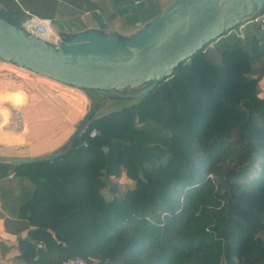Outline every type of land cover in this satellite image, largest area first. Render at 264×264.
<instances>
[{"label":"trees","instance_id":"trees-1","mask_svg":"<svg viewBox=\"0 0 264 264\" xmlns=\"http://www.w3.org/2000/svg\"><path fill=\"white\" fill-rule=\"evenodd\" d=\"M210 43L63 153L0 162L19 264H264V21Z\"/></svg>","mask_w":264,"mask_h":264},{"label":"water","instance_id":"water-1","mask_svg":"<svg viewBox=\"0 0 264 264\" xmlns=\"http://www.w3.org/2000/svg\"><path fill=\"white\" fill-rule=\"evenodd\" d=\"M263 9L264 0H174L131 38L97 28L79 32L55 28L56 42L30 34L24 14L0 9V58L99 93V100L138 98L183 61ZM93 117L86 116L68 146Z\"/></svg>","mask_w":264,"mask_h":264},{"label":"crops","instance_id":"crops-1","mask_svg":"<svg viewBox=\"0 0 264 264\" xmlns=\"http://www.w3.org/2000/svg\"><path fill=\"white\" fill-rule=\"evenodd\" d=\"M172 1L0 0V9L24 15L28 10L49 17L61 31L97 28L131 38ZM254 24L252 29L255 30ZM100 97L99 93L37 76L0 59V162L43 160L62 152L88 114L97 116L121 100L115 97L99 100ZM13 173L12 169L6 176H1L0 172V264L20 263L19 241L27 235L26 230L15 231L12 223L7 224L8 220L19 219L17 211L1 196V188L12 183L15 186L16 178L10 176Z\"/></svg>","mask_w":264,"mask_h":264},{"label":"built area","instance_id":"built-area-1","mask_svg":"<svg viewBox=\"0 0 264 264\" xmlns=\"http://www.w3.org/2000/svg\"><path fill=\"white\" fill-rule=\"evenodd\" d=\"M25 16L27 17V20L24 22V26H25V29L30 34L43 38L45 40L53 41V42H56L58 40L59 36L57 34V31L55 29L54 23L51 18L39 16L37 14L29 12L28 10L25 11ZM263 21H264V12L256 13L248 21H242L240 24H238V26L229 30L228 34L235 33L239 38L244 39L245 38V27L247 26L248 23L263 22ZM2 60H5V59H2ZM5 61H8V60H5ZM22 68H25V67H22ZM27 70H30V69H27ZM30 71L37 76H41V77L43 76L32 70ZM99 133H100L99 130L94 128L90 132V135L95 136ZM10 176H13V174H11ZM97 262H98L97 259L93 257H89L85 259L82 256H75V257H70V258L63 260L62 263L60 264H97Z\"/></svg>","mask_w":264,"mask_h":264},{"label":"rangeland","instance_id":"rangeland-1","mask_svg":"<svg viewBox=\"0 0 264 264\" xmlns=\"http://www.w3.org/2000/svg\"><path fill=\"white\" fill-rule=\"evenodd\" d=\"M256 13H252L250 15H248L247 17H245L243 19V21H248L249 19H251L253 17V15ZM56 26H58V22L55 21ZM208 46H212V43H209ZM49 78V77H48ZM259 91L261 92V94L264 93V81L261 80L260 82V88ZM4 152H8V151H4ZM11 153V152H8ZM112 181L116 182L122 189H126L128 186L132 185L131 183H133V180L126 177V176H119V177H112Z\"/></svg>","mask_w":264,"mask_h":264}]
</instances>
